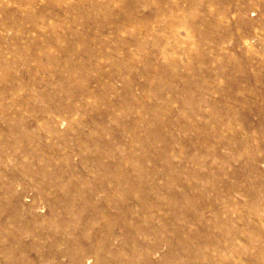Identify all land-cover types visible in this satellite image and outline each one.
<instances>
[{
	"label": "rangeland",
	"instance_id": "374dc122",
	"mask_svg": "<svg viewBox=\"0 0 264 264\" xmlns=\"http://www.w3.org/2000/svg\"><path fill=\"white\" fill-rule=\"evenodd\" d=\"M0 125V264H264V0H0Z\"/></svg>",
	"mask_w": 264,
	"mask_h": 264
},
{
	"label": "bare ground",
	"instance_id": "6f19581e",
	"mask_svg": "<svg viewBox=\"0 0 264 264\" xmlns=\"http://www.w3.org/2000/svg\"><path fill=\"white\" fill-rule=\"evenodd\" d=\"M33 24H34V27L37 28V29H41L42 25H43V23H41L40 21H34ZM23 49L28 54V57L25 59L24 63L28 66L29 69L33 68L31 63L35 62L36 64H38V68H40V69H44L45 68V69H49L51 71L52 70H54V71L56 70V69H54L55 68L54 64L56 62V58H55L54 54H52V53H51L52 55L48 54L46 56V59H45L46 61L41 62V61H37V59H38L37 47L32 48L30 46H25V47H23ZM69 62H71V61H69ZM70 65L71 64L69 63V66ZM71 67L73 69L75 68V67H73V65H71L69 68H71ZM76 67H77V65H76ZM6 83L7 84H11V81L8 80ZM9 88H12V85H9ZM13 93H14V90H13ZM57 122H58V119H57ZM24 129H25L24 127H15L13 125H10V126H7V127H2L0 125V151L3 152V155H4L2 158H0V165H2V167H4L5 169L6 168L12 169L13 168V164H14L13 162L16 159L19 161L23 156L28 154V151H26L23 146L15 144V140H18L20 138L21 132ZM52 130H54L53 127H50L48 129V132L52 131ZM46 136H48V133H46ZM8 171H10V170H8ZM42 174L47 177V181H46L47 182V186H48V189H51L52 186L50 184L54 183V181L50 179L52 173L50 171L46 170V169H42ZM57 174H59V173H57ZM16 182H17L16 183V187L20 186L21 188H27V189H31V188L32 189H42V188H40L37 185V181L36 180H29V182H19V180L16 179ZM35 191L37 192L36 193L37 196H39V194H41L43 196V198H45L49 202V205H50L51 209L56 208L57 202L55 200H53V199H48V197H47L48 193L45 191V189H43V190H35ZM107 194L109 196V195L112 194V192L111 191H107ZM25 195L26 196H24L23 199L27 202V205H29V203L34 200V196L33 195H29V194H25ZM83 198H85V197H83ZM75 199H76L75 195L67 196L64 199L66 202L63 203V205H62L63 208L68 209L69 208V203L68 202L71 203L72 201H75ZM51 252H52L51 256L57 257L56 249L54 247L51 249ZM84 261H85L86 264L89 263L90 262V256H86Z\"/></svg>",
	"mask_w": 264,
	"mask_h": 264
}]
</instances>
